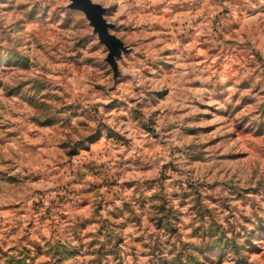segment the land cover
Masks as SVG:
<instances>
[{
	"label": "rangeland",
	"instance_id": "374dc122",
	"mask_svg": "<svg viewBox=\"0 0 264 264\" xmlns=\"http://www.w3.org/2000/svg\"><path fill=\"white\" fill-rule=\"evenodd\" d=\"M0 0V264H264V0Z\"/></svg>",
	"mask_w": 264,
	"mask_h": 264
},
{
	"label": "water",
	"instance_id": "95a60500",
	"mask_svg": "<svg viewBox=\"0 0 264 264\" xmlns=\"http://www.w3.org/2000/svg\"><path fill=\"white\" fill-rule=\"evenodd\" d=\"M81 9L99 33L101 41L114 47L120 45L118 39L109 32V24L103 19L100 9L92 0H72Z\"/></svg>",
	"mask_w": 264,
	"mask_h": 264
}]
</instances>
